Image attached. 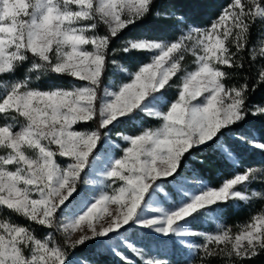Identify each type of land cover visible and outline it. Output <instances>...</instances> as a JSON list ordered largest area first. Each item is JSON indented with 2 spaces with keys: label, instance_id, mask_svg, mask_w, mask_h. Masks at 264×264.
I'll use <instances>...</instances> for the list:
<instances>
[{
  "label": "snow or ice",
  "instance_id": "1",
  "mask_svg": "<svg viewBox=\"0 0 264 264\" xmlns=\"http://www.w3.org/2000/svg\"><path fill=\"white\" fill-rule=\"evenodd\" d=\"M158 2L0 0V264H92L75 257L94 242L120 264H170L133 237L174 240L190 264L264 257V187L249 191L264 167L247 162L264 153L249 120L264 124V0H229L205 26ZM149 17L172 24L149 31ZM208 149L230 178L177 181Z\"/></svg>",
  "mask_w": 264,
  "mask_h": 264
},
{
  "label": "trees",
  "instance_id": "2",
  "mask_svg": "<svg viewBox=\"0 0 264 264\" xmlns=\"http://www.w3.org/2000/svg\"><path fill=\"white\" fill-rule=\"evenodd\" d=\"M229 3V0H159L156 8L161 12H175L178 15H184L199 26L207 25L220 11V9ZM171 20L161 19L153 20L149 17L146 29L149 31L162 32L171 25ZM256 38L255 30L253 39ZM69 82L68 78H52L50 83ZM43 83V82H42ZM264 99V89L258 90L253 96L252 101L260 102ZM250 123L257 129L264 127L260 118H249ZM133 130L132 124H127L122 128H117L115 131H130ZM243 130V129H242ZM204 161L201 164L199 161ZM247 162L250 165L264 167V153L259 150H253L248 154ZM232 170L223 160H221L218 152H213L211 149L193 152L191 157H187L179 170V176L189 178L202 179L211 186H218L223 179L230 178ZM177 177V178H178ZM170 179V178H169ZM168 183L165 184L167 187ZM262 185L255 184L252 189H261ZM262 207L259 200L254 201L247 207L243 204H238L236 207L229 206L224 213L220 223L235 225L243 223L251 214L257 212ZM76 257L87 259L92 264H120L118 258L113 256L103 243L94 242L86 247L78 250ZM172 264L178 262L176 257H170ZM194 257L192 256V259ZM250 264H264V257H258L250 262Z\"/></svg>",
  "mask_w": 264,
  "mask_h": 264
},
{
  "label": "rangeland",
  "instance_id": "3",
  "mask_svg": "<svg viewBox=\"0 0 264 264\" xmlns=\"http://www.w3.org/2000/svg\"><path fill=\"white\" fill-rule=\"evenodd\" d=\"M69 82H55L54 84L56 85H67ZM115 139V136L113 137ZM181 177L185 176H180L177 178V181L180 180ZM188 181H194L195 178H189L186 177ZM186 188H191L192 184H186ZM165 189H172L173 191L175 190V183H168L167 187L165 186ZM243 190V189H242ZM251 189H249L250 191ZM161 206H167L165 204H161ZM216 223H220L219 220ZM194 228L197 230H213L215 228V223H210L207 222L203 219L197 220L194 222L192 225ZM129 235H132V230H129ZM140 235H143L141 233ZM133 239L136 241L138 246H145L147 245L150 247V255L156 256L157 258L160 259H165L172 264V260L170 257H176L179 261L173 264H190V261L192 260L193 254H191L188 250L182 248L178 243H176L174 240H169L166 238H154V239H137L136 237H133ZM196 242V241H194ZM107 248V246L105 245ZM76 260H83V258H78L75 257Z\"/></svg>",
  "mask_w": 264,
  "mask_h": 264
}]
</instances>
